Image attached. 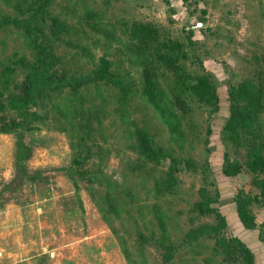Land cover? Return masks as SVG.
Here are the masks:
<instances>
[{
	"label": "rangeland",
	"instance_id": "374dc122",
	"mask_svg": "<svg viewBox=\"0 0 264 264\" xmlns=\"http://www.w3.org/2000/svg\"><path fill=\"white\" fill-rule=\"evenodd\" d=\"M35 1L0 0V126L20 117L10 99L23 93L28 64L44 56L42 47L51 49L59 74L92 75L105 56L122 81L46 88L21 129L32 148L27 170L41 169V176L22 178L14 188L4 186L17 179L16 135L0 133V190L2 202L9 201L0 214V258L9 251L10 264H243L216 250L211 237L180 245L163 261L162 228L152 209L162 208L166 237L178 243L188 229L217 221L194 207L205 185L219 192L214 205L227 219V234L243 239L256 264H264V198L253 204L257 227L245 228L234 196L259 189L245 170L223 173L225 154L242 163L246 152L243 138L235 142L225 129L229 84L253 78L264 87V0ZM56 20L64 26L53 30ZM139 27L182 43L187 56L176 67L168 64L154 41L142 43ZM176 68L194 77L209 73L218 97L214 113L181 91ZM260 121L264 129V110ZM140 130L167 157L147 160ZM171 157L178 159L177 180L161 192L155 184ZM188 159L197 166L188 167ZM79 171L94 176L91 191L86 179L72 176Z\"/></svg>",
	"mask_w": 264,
	"mask_h": 264
},
{
	"label": "trees",
	"instance_id": "16d2710c",
	"mask_svg": "<svg viewBox=\"0 0 264 264\" xmlns=\"http://www.w3.org/2000/svg\"><path fill=\"white\" fill-rule=\"evenodd\" d=\"M30 9H34V4L32 6L30 5ZM34 11L37 12L38 10ZM35 12L33 14H35ZM30 20V18H26L24 23L27 25ZM54 23L55 24H52L53 30L61 29L64 26V23L58 20ZM143 28L144 27L138 28L140 30L139 33L143 35L142 43L147 45L149 41H154L156 43L155 49L159 57L168 64L176 67L180 59L187 56L182 43L171 39L160 40L157 31L154 32L152 28ZM28 31L31 32L32 35L34 34L33 29L30 28L29 25ZM190 42L193 41L190 40ZM43 48H45V50ZM42 50L44 56L41 59L38 58L36 63L28 64L23 93L10 99L11 106L19 109L20 117H14L8 123L0 126V133H14L16 135L15 165L17 179L6 184L4 189L16 187V184L23 180L22 178L29 177L35 179L41 176V169L31 173L27 170L26 161L32 155V148L30 144L25 142L21 129L29 123L27 119V115H29V105L38 104L39 98L44 95L43 91L46 88L62 86V88L70 87L72 89H77L91 82L93 79H104L112 85H121L122 80L112 73L111 61L105 56L100 57L99 67L92 75L59 74L53 71L56 59L50 51L51 49L45 46L42 47ZM194 59L204 68V62L200 55L194 54ZM176 70L179 72L180 76L178 81L179 87L180 85L184 87L181 91H189L200 103L206 105L203 106L201 104L207 109L210 115L214 113L218 109V97L216 87L214 86L213 80L209 77V73H195L194 77V75L191 76L185 72H181L178 68H176ZM192 77H194L193 80ZM229 97L231 102L230 116L225 123V129L228 130L229 138L233 141L237 142L243 138V143L246 145V152L245 159L242 163L231 160L227 154H225L223 173L227 176H236L245 170L253 175L252 184L259 189V193L240 189L234 196V202L236 203L239 220L243 226L247 229H254L257 227V221L253 211V204L260 203L261 198H264V176H262L264 175V129L260 121V115L264 110V87L258 84L253 78L244 79L237 84H229ZM176 119L179 121L178 117H176ZM260 128L261 132H259ZM209 132H211L210 129ZM137 138L141 153L147 160L158 162L167 157L164 151L152 144L149 135L145 131H137ZM177 165L178 159L171 157L169 168L156 182L155 188L158 189L160 187L161 192L162 188L168 190L172 189L177 180L175 174L178 168ZM186 165L193 168L197 166L191 159L186 161ZM72 176L77 179H86L88 182L87 188L91 191L92 188L90 183L94 180V176H92L91 173L79 171L76 174L72 173ZM2 192L3 191L0 190V207L3 205ZM108 195L116 202L115 193L113 194V192L109 190ZM199 196V200L194 204L195 209L204 214H215L217 221L188 229L178 243L171 242L167 239L165 234L167 226L165 225L166 220L164 218V212L161 207L157 205L154 206L153 204L154 208L152 212L154 214L155 210L158 212L159 216L157 222L162 228L161 235L159 236V243L163 248V261L170 262L174 258L180 245L191 244L201 237H211L215 240V249L220 250L224 255L236 259L239 257L243 264H256L254 252L247 243L238 235L227 234V219L220 209L214 205V203L219 202V192L215 191V193H212L207 186L203 185L199 189ZM140 238L142 240L148 239L146 235H140ZM260 239L264 241L263 233L260 234Z\"/></svg>",
	"mask_w": 264,
	"mask_h": 264
},
{
	"label": "crops",
	"instance_id": "0c3cea01",
	"mask_svg": "<svg viewBox=\"0 0 264 264\" xmlns=\"http://www.w3.org/2000/svg\"><path fill=\"white\" fill-rule=\"evenodd\" d=\"M9 202V201H8ZM8 202H3V205H2V207H0V214H3L4 212H5V208H6V205L8 204ZM4 248V247H3ZM5 249V248H4ZM7 253H9V251L7 252V251H3V256H4V259H2V258H0V264H10V263H6L5 262V260L7 259L6 257H8V254Z\"/></svg>",
	"mask_w": 264,
	"mask_h": 264
}]
</instances>
